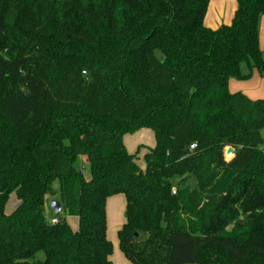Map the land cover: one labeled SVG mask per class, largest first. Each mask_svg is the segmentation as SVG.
Listing matches in <instances>:
<instances>
[{
	"label": "trees",
	"instance_id": "16d2710c",
	"mask_svg": "<svg viewBox=\"0 0 264 264\" xmlns=\"http://www.w3.org/2000/svg\"><path fill=\"white\" fill-rule=\"evenodd\" d=\"M210 1L0 0V264H114L115 196L131 264H264V100L229 90L264 78V0L217 30Z\"/></svg>",
	"mask_w": 264,
	"mask_h": 264
},
{
	"label": "crops",
	"instance_id": "0c3cea01",
	"mask_svg": "<svg viewBox=\"0 0 264 264\" xmlns=\"http://www.w3.org/2000/svg\"><path fill=\"white\" fill-rule=\"evenodd\" d=\"M237 8H238L237 0H211L209 7H208L207 15L204 21L205 26L208 29L217 30L222 26L231 25L233 22L235 13L237 11ZM259 45H260L261 50L264 51V17L261 19V22H260ZM242 72L244 75H247L249 73V70L247 67H243ZM229 90L231 93H242L253 101L264 100V78H262L258 74V72L255 71L250 80L239 81L236 79H231L229 82ZM151 134L153 135L154 133H151ZM151 134L147 132L145 129H143L135 134V136L136 135L140 136L139 140L133 141L134 139L133 138L132 141H130V143H133V142L140 143V141H144L145 139H147L146 138L147 136L150 139ZM144 136H145V139H143ZM126 140H127V136L124 139L125 145H126ZM128 142L129 141H127V146H128ZM114 200H115L114 197H112L107 202V218H108L109 223L110 221H112L113 212L111 210L113 208ZM124 207L126 209V201H124ZM51 219H52V216L48 217V220H51ZM124 223H125V220L124 222L123 220H120V222L115 221V224L118 225L120 229L124 225ZM108 229H109V224H108ZM118 250H120L119 243H118ZM112 261L114 264H131L124 257L121 250L117 255H115V257L112 256Z\"/></svg>",
	"mask_w": 264,
	"mask_h": 264
},
{
	"label": "rangeland",
	"instance_id": "374dc122",
	"mask_svg": "<svg viewBox=\"0 0 264 264\" xmlns=\"http://www.w3.org/2000/svg\"><path fill=\"white\" fill-rule=\"evenodd\" d=\"M147 132H149L150 134L153 133L151 130H146ZM264 134V133H263ZM134 138V139H133ZM140 136H135L134 135H129L127 136V140H126V147L128 149V152L130 154H135L137 155V160L138 162L141 164V166H143L144 168V155L145 153L151 149L154 148L156 146V140H155V136L154 134H151V138L149 139V137L147 136L145 139V136L143 137V139H145L144 141H140V143H130V141H136L139 140ZM142 138V137H141ZM127 141L128 142V146H127ZM226 158L230 159L232 158V156H228L226 154ZM81 169L83 171V174L85 176V178L90 179V166L89 163L87 162V160L84 158L82 161V166ZM180 181V179L178 177H175L173 182L176 184L175 187L177 186V183ZM187 185L190 186H195V182L193 179H190L187 181ZM55 187L56 189H58V183H55ZM114 204H113V208H112V221H108L109 224V229H108V238L109 240L112 242L113 246H114V253L113 256L115 257V255H117L120 250H118V230L120 229L118 227V225L115 224V221L120 222V220H126L125 219V207H124V198L123 196H115L114 197ZM52 202V199L49 198L46 204V215L47 217H51L53 215L52 209L50 207ZM20 204V201L17 198V195L15 193H13L8 201L7 207H6V212L10 215L12 214L17 206ZM67 221L69 223L70 226H72V229L77 230L78 229V222L77 219L74 217H67ZM119 228V229H118ZM229 230H231V227L229 228Z\"/></svg>",
	"mask_w": 264,
	"mask_h": 264
},
{
	"label": "water",
	"instance_id": "95a60500",
	"mask_svg": "<svg viewBox=\"0 0 264 264\" xmlns=\"http://www.w3.org/2000/svg\"><path fill=\"white\" fill-rule=\"evenodd\" d=\"M233 154H234L233 149L230 148V149L227 150V155L228 156H233ZM50 207L53 210L55 215L60 214V212L62 210L61 204L59 202H57V201H52Z\"/></svg>",
	"mask_w": 264,
	"mask_h": 264
},
{
	"label": "built area",
	"instance_id": "2783aa9c",
	"mask_svg": "<svg viewBox=\"0 0 264 264\" xmlns=\"http://www.w3.org/2000/svg\"><path fill=\"white\" fill-rule=\"evenodd\" d=\"M192 148H194V146H192ZM56 222H57L56 220L53 221V223H56Z\"/></svg>",
	"mask_w": 264,
	"mask_h": 264
}]
</instances>
